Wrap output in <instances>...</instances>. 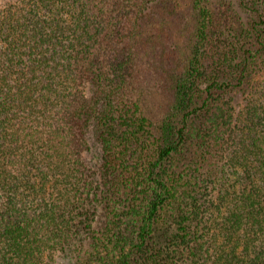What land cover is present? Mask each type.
I'll list each match as a JSON object with an SVG mask.
<instances>
[{
    "label": "trees",
    "instance_id": "obj_1",
    "mask_svg": "<svg viewBox=\"0 0 264 264\" xmlns=\"http://www.w3.org/2000/svg\"><path fill=\"white\" fill-rule=\"evenodd\" d=\"M0 264H264V0H0Z\"/></svg>",
    "mask_w": 264,
    "mask_h": 264
},
{
    "label": "rangeland",
    "instance_id": "obj_2",
    "mask_svg": "<svg viewBox=\"0 0 264 264\" xmlns=\"http://www.w3.org/2000/svg\"><path fill=\"white\" fill-rule=\"evenodd\" d=\"M262 80V79H261ZM126 244V243H125Z\"/></svg>",
    "mask_w": 264,
    "mask_h": 264
}]
</instances>
